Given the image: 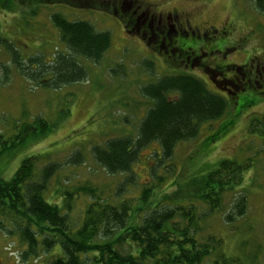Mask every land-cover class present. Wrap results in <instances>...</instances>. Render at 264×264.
<instances>
[{"label": "rangeland", "instance_id": "rangeland-1", "mask_svg": "<svg viewBox=\"0 0 264 264\" xmlns=\"http://www.w3.org/2000/svg\"><path fill=\"white\" fill-rule=\"evenodd\" d=\"M71 1L0 0L7 6L0 5V38L10 43L23 60L39 55L49 61L56 54L66 52L50 20L55 13L68 21H86L96 32H107L111 38L110 47L98 64L79 61L86 72L84 80L57 90L43 89L21 77L11 64L10 52L0 47V134L15 143L16 128L31 123L36 117L54 126L36 142L14 145L12 152L0 160V175L8 180L20 162L30 157L38 159L35 175L45 163H59L60 169L49 181L43 198L61 208L75 230L90 202L76 191L82 187L95 190L113 205L138 198L143 188L151 187L152 193L145 203L152 207L173 192L175 185L183 184L214 163L230 160L246 165L241 186L224 195L219 212L202 220L203 228L198 238L210 235L220 240L218 251L232 261L228 264H264V135L249 132L256 127L264 129V15L255 11L253 0H114L112 14L74 8ZM124 4L131 6L128 13L135 12L137 24L141 20L145 24L151 22V17L177 14L187 19L193 29L211 28L209 31L213 32L196 43L185 39L186 46L193 47L200 57L192 67L173 63L167 54L147 47L148 37L137 35V27L126 26V19L122 21L118 17L125 15L121 9ZM115 7L117 17L114 16ZM155 25L156 20L152 23ZM148 63L151 71L147 69ZM201 65L218 68L223 71L224 78L238 84L242 81L245 84V78L236 80L229 66L245 65L248 70L245 72L256 74L249 76L254 83L253 93L247 92L248 98L238 96L237 92L234 96L223 94L229 103L226 113L219 120L203 125L194 140L176 146L172 159L156 170L162 183H158V177L152 176L150 171L158 157V146L151 144L143 149L133 166V185L114 198L116 184L123 176L107 175L95 165L91 148L102 146L107 139L135 136L138 122L150 106L141 96L140 88L158 78L187 73L202 79L209 91L221 93L219 85H215L218 74L205 71ZM3 66L7 67L6 71ZM3 79L7 81L2 83ZM255 81H259L257 86ZM224 85L233 88L231 83ZM253 96V105L239 112L235 110L234 103L237 102L239 108ZM77 150L84 156L83 163L64 165ZM65 193L71 194V199L66 198ZM241 194L246 197L244 216L231 224L225 223L223 216L229 212L234 198ZM65 199H68L66 204ZM131 206L137 207V202H132ZM201 210L206 212L204 207ZM22 247L15 237L10 238L0 230V264H48L53 256L61 255L56 246L24 262L20 259ZM88 259L84 263L93 264Z\"/></svg>", "mask_w": 264, "mask_h": 264}, {"label": "trees", "instance_id": "trees-1", "mask_svg": "<svg viewBox=\"0 0 264 264\" xmlns=\"http://www.w3.org/2000/svg\"><path fill=\"white\" fill-rule=\"evenodd\" d=\"M113 3L114 0L70 2L74 8L100 10L107 14H112ZM0 5L7 8L6 3ZM253 7L256 12L264 15V0H253ZM116 8L114 16L117 17ZM121 9L125 15L118 17L126 19L124 24L133 28L137 24L135 12L128 13L129 10L126 11L124 5ZM50 20L58 33L60 44L66 50L65 53L56 54L53 60L45 61L39 55L23 60L3 38H0V47L10 52L11 64L21 77L43 89L57 90L84 80L86 72L79 61L98 64L110 47L111 38L107 32H96L86 21H68L58 13L51 15ZM142 22L143 20L139 21ZM151 26L147 22L144 27L147 29L145 37H148L146 45L149 48L155 47L153 51L167 54L173 59V63H183L191 67L200 58L197 52L184 51L182 44H186L185 39L182 40V37L174 36L170 32L164 35V41L160 37L150 40ZM142 35L141 29L140 37L145 38ZM201 67L205 71H212V74H218L215 85H219L217 87L221 93L209 91L202 79L187 73L158 78L140 88L141 96L150 106L139 120L135 136L129 134L107 139L102 146L91 148V158L95 165L107 175L123 176L116 184L114 198L124 193L126 187L133 185V166L143 149L151 144L158 146V157L154 168L150 170L152 176L158 177L156 170L172 159L178 144L194 140L203 125L219 120L226 113L229 103L223 94L234 96L237 92L238 96L246 97L247 92H252L254 83L249 76L256 74L245 72L248 71L245 65L229 66L235 72V79L245 78V84L244 81L238 84L224 78L223 71L218 68ZM2 69L6 71L7 67L3 66ZM147 69L152 70L150 63L147 64ZM258 78L260 80L261 77ZM6 81L7 79H3L2 83ZM226 83H231L233 88L224 85ZM258 83L259 81H255L256 86ZM251 98L250 101H244L239 108L237 102L234 103L235 110L239 112L253 105L254 96ZM53 127L46 120L36 117L31 123L21 124L16 128L15 143L5 140L0 134V160L12 152L14 145L24 146L36 142L45 137ZM249 132L264 135V129L259 130L258 127ZM83 160V154L77 150L65 160L64 165L80 166ZM37 162L36 157L23 159L8 180L0 175V230L10 238L15 237L23 246L20 254L22 261L36 259L42 251L49 252L57 246L61 255L53 256L48 264H85L86 258L93 264L232 262L218 251L221 241L216 237H198L203 228L202 220L219 212L224 195L235 192L241 186L246 165L241 166L230 160L214 163L205 171L189 177L183 184L175 185L173 192L166 194L152 207L145 203L152 193L151 187L143 188L138 198L125 200L117 205L104 201L95 190L82 187L76 191L81 192L90 202L85 208L80 225L74 230L67 214L62 213L56 204L43 198L47 185L60 169V164L45 163L35 175L34 167ZM157 181L162 183L163 179L158 177ZM64 196L71 199L69 193ZM68 199H65V204ZM134 201L137 202V207L131 206ZM203 207L206 212H202ZM245 210L246 197L238 195L234 198L229 212L223 216V221L231 224L242 218Z\"/></svg>", "mask_w": 264, "mask_h": 264}, {"label": "flooded vegetation", "instance_id": "flooded-vegetation-1", "mask_svg": "<svg viewBox=\"0 0 264 264\" xmlns=\"http://www.w3.org/2000/svg\"><path fill=\"white\" fill-rule=\"evenodd\" d=\"M124 6H126V11L130 9V5L124 4ZM150 20H151V22H150L151 24L153 23L154 20H156L155 28H153L152 26L149 28L150 29L149 30L150 35H151L150 40H157L156 38L160 37L159 39L164 41V39H165L164 35L167 34L168 32H170L174 36L182 37V40L183 39H192V41L194 43H196L194 40L199 41L202 38L206 39L213 32V30L209 31V30H211V28H209V30L204 29L202 31H199V29H193L190 26V23L188 22L187 19H182L177 14H173V16L168 15V17H165V18L162 15H160L157 18L151 17ZM122 21H125V19ZM137 22H138V20H137ZM144 26H145V22L138 23L137 25L134 24L133 27H137V28H135L137 35H140L141 29H142V32H143L142 36H144V37L147 36L146 35L147 29ZM182 45L184 46L183 50L187 51V53L192 52V51L196 52L195 49H193V47H187L186 44L184 45V43ZM185 47H187V48H185Z\"/></svg>", "mask_w": 264, "mask_h": 264}]
</instances>
